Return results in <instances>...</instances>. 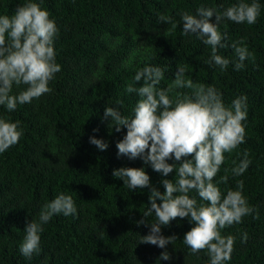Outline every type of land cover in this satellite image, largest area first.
Here are the masks:
<instances>
[{"label":"trees","instance_id":"obj_1","mask_svg":"<svg viewBox=\"0 0 264 264\" xmlns=\"http://www.w3.org/2000/svg\"><path fill=\"white\" fill-rule=\"evenodd\" d=\"M26 0H0V15L12 16ZM55 20L58 34L54 40L56 62L61 71L49 82L51 92L31 103L18 104L14 111L0 105V118L20 122L23 135L19 142L0 153V264H209L208 250L193 254L184 244L185 234L195 226L190 217H177L161 226L165 237L177 239L161 249L140 243L156 223L155 213L145 217L154 187L161 193L162 180L175 182L174 169L168 176L154 171L143 159L118 156L117 143L127 133L116 131L111 117L105 119L106 107H118L122 115L134 116L140 99L126 91L135 82L137 71L146 66L165 70L158 85L167 89L178 67L187 69L186 78L194 83L214 86L226 107L241 96L247 98L245 142L225 160L213 183L226 195L244 182L243 195L255 209L221 230L222 236L236 237L231 260L226 264H264V0L257 22L237 24L226 17L219 30L224 34L217 54L230 61L227 69L211 59V46L196 34L183 33L182 14H196L200 7L223 13L240 0H35ZM251 3L252 0H244ZM170 16L177 24L158 22ZM215 23V16L210 18ZM243 40L252 54L236 70L238 62L233 45ZM13 85L12 95L26 89ZM187 94L188 88H175L170 98ZM95 130V131H94ZM108 144L100 150L90 137ZM151 143V142H150ZM248 153V169L234 176L231 169ZM147 153V150H146ZM145 153V154H146ZM184 159L174 156L167 162L177 167ZM143 168L150 177V187L129 189L113 170ZM227 176V182L221 178ZM61 192L71 195L77 214L54 215L43 225L40 251L31 259L20 252L26 224L38 221L44 204ZM190 197L198 205L207 204L192 190ZM157 203L161 201L157 200ZM258 218H254L257 217ZM144 223H137L138 221ZM248 234L242 243V234ZM167 250L169 260L159 259Z\"/></svg>","mask_w":264,"mask_h":264},{"label":"clouds","instance_id":"obj_2","mask_svg":"<svg viewBox=\"0 0 264 264\" xmlns=\"http://www.w3.org/2000/svg\"><path fill=\"white\" fill-rule=\"evenodd\" d=\"M260 9L261 5L256 0L251 3L240 0L223 13L200 7L194 15L182 14L183 33L201 37L205 45L211 46L208 63L214 62L225 70L230 61L217 54L218 48L225 47L222 43L224 34L219 30L220 22L226 17L237 24L246 22L252 25L257 22ZM213 16L215 23L210 22ZM158 22L170 24L172 31L177 27L170 16L161 15ZM57 34L55 20L50 19V13L35 0H26L12 16L0 15V105L6 106L8 111L51 92L49 82L61 71L54 49ZM243 44L241 40L239 46L233 45L238 57L234 65L236 70L242 69L243 62L252 55ZM164 72L158 66H146L136 72L134 80L136 83L143 81L142 86L129 85L126 89L128 93H137L140 97L132 118L122 115L118 107L108 106L104 111V118L111 117L116 131H120L121 127L127 129L124 138L116 145L118 156L141 158L165 177L174 169L177 172L175 182L162 180L164 193L151 188L150 207L143 215L149 217L154 212L157 222L151 223L149 234L143 236L140 243L166 249L177 237L162 235L161 226H168L177 217H190L195 226L185 234L184 244L193 254L207 249L209 264H226L231 260L236 237L222 236L221 230L240 223L242 217L251 215L255 209L243 195L242 180L237 182L236 190L229 189L226 195L213 180L224 163V153L232 152L245 142L246 132L242 122L247 119V98L238 97L231 107H226L222 94L214 86L194 83L186 78L185 67H178L172 84L167 89H161L158 85L164 78ZM14 84L27 87L18 95H12ZM175 88L191 89L192 94L170 98ZM22 135L19 121L0 118V153L17 144ZM90 143L102 151L108 147L105 141L94 136L90 137ZM173 156L176 161L189 156L192 159H184L177 167L167 162ZM243 156L239 164L231 169L234 176L242 175L251 164L248 153ZM112 175L123 180L131 190L150 187V177L143 168L121 167L113 170ZM227 179L224 176L221 182L226 183ZM192 190L208 203L198 205L197 200L189 195ZM61 213L64 216L77 214L72 196L63 192L43 205L38 221L26 224V235L19 249L24 257L31 259L34 253H39L43 225ZM247 240L248 234L243 233L241 242ZM159 259L169 260L170 254L165 250Z\"/></svg>","mask_w":264,"mask_h":264}]
</instances>
